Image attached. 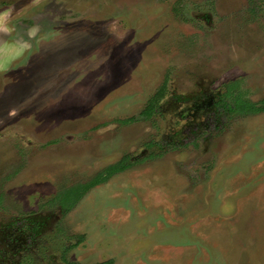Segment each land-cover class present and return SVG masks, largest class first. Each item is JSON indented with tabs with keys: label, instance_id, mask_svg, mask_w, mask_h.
I'll return each instance as SVG.
<instances>
[{
	"label": "rangeland",
	"instance_id": "1",
	"mask_svg": "<svg viewBox=\"0 0 264 264\" xmlns=\"http://www.w3.org/2000/svg\"><path fill=\"white\" fill-rule=\"evenodd\" d=\"M7 2L0 264H264V111L227 93L264 101V0Z\"/></svg>",
	"mask_w": 264,
	"mask_h": 264
},
{
	"label": "trees",
	"instance_id": "2",
	"mask_svg": "<svg viewBox=\"0 0 264 264\" xmlns=\"http://www.w3.org/2000/svg\"><path fill=\"white\" fill-rule=\"evenodd\" d=\"M165 83L158 89V91L155 93V95L148 101V104L143 109L142 114H144L146 117L150 118L153 116V114L158 110L160 107V100L165 95ZM237 89V90H236ZM230 91H227L228 94L233 96V103L229 104L228 107L232 110V112L240 113L242 115H248L253 113H259L264 111V101L262 102H253L249 100L246 97L242 96L241 91L238 89V85L236 83L232 84L230 88L228 89ZM134 117L125 119L124 122H130L133 121ZM129 166V163L127 161V158H122L116 163L108 165L104 171L100 172L94 179H92L89 183L85 184H78L73 185L74 189L67 190L65 194H68L66 196H69V193H74L75 190H77V196H73V202L67 203L64 198H62V195H57L63 209L66 211L71 207L72 204H74L81 195L85 193V190L87 191L91 186L96 185L97 183H101L102 181L107 180L111 175L123 171L124 169ZM70 188V187H69ZM68 188V189H69ZM106 264H111V261L104 262Z\"/></svg>",
	"mask_w": 264,
	"mask_h": 264
},
{
	"label": "flooded vegetation",
	"instance_id": "3",
	"mask_svg": "<svg viewBox=\"0 0 264 264\" xmlns=\"http://www.w3.org/2000/svg\"><path fill=\"white\" fill-rule=\"evenodd\" d=\"M51 1H52V3L54 2L55 4H57V5L59 4L61 6V9H59V10H61L60 13H59L60 15L64 14L65 16H69V15H67L69 13H66L65 10H67L69 8V6L72 5L71 3H73V0H51ZM7 3H8L7 0H2V5H8ZM208 97H211V98L208 99ZM208 97L198 98L192 104L187 105V106L189 108L194 107V109H196V108H199V109H202V110L204 109L205 111L208 110L207 108H210V109L214 108L215 101H214L213 95L208 96ZM177 102H178L177 104H179L181 101H177ZM17 228L18 227L8 226L6 230H3V228L0 227V236H1V234H4V235H2L3 237H0V248L3 245H4L5 248H9L8 247L9 243L6 242L5 239L12 241L13 242V246L16 245V244H21L20 236L22 234V231L18 232ZM101 264H104V263H101Z\"/></svg>",
	"mask_w": 264,
	"mask_h": 264
}]
</instances>
